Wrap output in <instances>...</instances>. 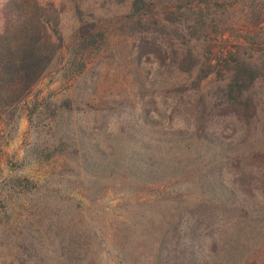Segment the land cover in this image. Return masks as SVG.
<instances>
[{
  "label": "rangeland",
  "instance_id": "1",
  "mask_svg": "<svg viewBox=\"0 0 264 264\" xmlns=\"http://www.w3.org/2000/svg\"><path fill=\"white\" fill-rule=\"evenodd\" d=\"M212 4L192 46L257 69L250 120L219 76L175 91L176 35L140 46L123 8L99 51L66 13L55 54L30 7L0 21V264H264V0Z\"/></svg>",
  "mask_w": 264,
  "mask_h": 264
},
{
  "label": "trees",
  "instance_id": "2",
  "mask_svg": "<svg viewBox=\"0 0 264 264\" xmlns=\"http://www.w3.org/2000/svg\"><path fill=\"white\" fill-rule=\"evenodd\" d=\"M184 1L5 0L0 4V21L15 18L19 20L21 15L16 14L17 11L22 10L23 7H30L31 11H28V13L36 27L41 28L45 35L50 34L51 38L57 43V47L51 50L55 54L58 49L64 47L65 40L60 17L66 13L74 24V37L78 41V46L85 49L94 48L99 51L107 39L108 26L106 21L111 15V8H123L126 11V15L123 17L134 25L135 31L141 36L140 46H150L161 52L162 48L158 45L163 46V44H158V40L154 38L148 40V37L159 32L164 36H168L167 39L170 41L171 37L169 36L176 35L177 49H175L174 58L172 59L173 66L179 74L185 76L192 75L196 70V77L190 86L182 84L176 87L175 91L183 94L199 91L203 87V83L215 75L219 76L222 82L219 96L221 110H233L240 120L252 119L256 114V106L252 99L248 97V92L256 82L257 69L251 63L242 59L238 53L231 51H219L217 55L209 50L204 65H200L197 50L193 46L197 42L206 43L207 36L198 33L201 30L197 31V28L191 26L190 23L200 24L202 28L205 25V12L213 7V0H191L188 4H184ZM221 8L225 9V7ZM179 27L185 29L187 33L182 32ZM168 31H171L172 34H169ZM96 33L97 36H95ZM21 48H18V50H21ZM36 49L31 51L43 53L39 52V48ZM163 49L164 52L167 51L164 46ZM212 53L214 54L213 58H211ZM12 65L8 62L6 67L11 68ZM84 69L85 64H82L80 72ZM25 181L27 185L32 184L27 179ZM164 200L171 202L172 199Z\"/></svg>",
  "mask_w": 264,
  "mask_h": 264
}]
</instances>
